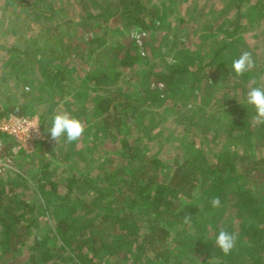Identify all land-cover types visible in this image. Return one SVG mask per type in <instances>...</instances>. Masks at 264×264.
Segmentation results:
<instances>
[{"label": "rangeland", "instance_id": "obj_1", "mask_svg": "<svg viewBox=\"0 0 264 264\" xmlns=\"http://www.w3.org/2000/svg\"><path fill=\"white\" fill-rule=\"evenodd\" d=\"M227 1L142 0L148 9L147 19H153L150 31H140L142 35L137 44L143 41L146 44L142 59L133 69L123 71L116 84L95 87L84 78V72L96 68L94 53L90 49L100 45L102 37L100 50L113 46L121 32L119 19L108 17L113 12L115 0H0V139L6 154L13 155L10 169L0 174V185L7 190L19 187L17 191L36 206L34 215L41 217L32 227L30 239L23 248L20 259L23 264L35 236L45 233L48 218L40 215L46 212L47 206L60 200L65 205H73V201L78 199L81 203L77 205V216L85 218L83 204L89 198V190L78 183L70 191L68 184L72 177L89 172V178L103 186L100 177L103 170L117 165L107 163V155L120 149L123 139L141 144L137 159L151 153L171 167L190 160L203 162L202 155L208 162H213L221 154L230 159L228 161H233L236 152H244L255 160L264 158V124H255V109L247 104L250 88L264 86L263 82L260 83L264 80L261 79L264 77V6L259 8L255 19L247 17L246 7L238 13L232 10L227 14L229 20L235 16L241 20L242 17L238 30L242 40L238 43L237 57L249 51L256 65L246 73L254 85L245 84L237 91L235 86L241 77L231 73L235 56L230 55L232 60L214 59L216 49L223 46L219 40L223 35L216 29L212 35L209 33L212 25L219 27L222 23L223 19L216 22L219 15L216 20L214 15L227 5ZM231 4L236 9L235 1ZM157 13L159 20H155ZM235 13L237 15L234 16ZM137 29L133 28L131 33ZM44 49L57 51L59 58L53 66L66 75V85L57 93L44 85L41 69L46 61L39 58ZM191 52L205 54L203 63L212 61V66L206 71L211 81L201 80L192 74L197 67V59ZM186 55L189 56L191 74L181 89L177 93L172 90L165 93L166 100L162 105L151 107L145 102L144 108L132 117L138 106L133 99L140 85L164 90L158 84L159 76L169 73L170 67L185 62ZM103 97H110L115 105H121L117 112L126 110L124 112L128 116L119 129L107 131L103 121L95 119L93 110ZM13 105L22 107L24 115L20 118L34 119L40 127L41 140L36 142L32 154L24 150L14 154L15 147L19 145L17 138L4 130L6 124L3 120L11 115L9 110ZM65 111L83 121L86 132L78 142L67 143L62 139L59 144H54L45 129L51 127L54 113ZM181 115L188 121L180 119ZM213 115L220 125L208 120ZM236 120L241 123L234 128L231 125ZM248 131H251V140L244 137ZM41 142L49 144V147L39 154L38 144ZM231 144L235 145L234 150ZM50 175H53L51 181L59 185L58 193L49 192L41 197L36 188L38 179H47ZM253 182L254 189L258 191L263 178L257 175ZM205 232L211 242L207 240L203 244L210 247L211 243L215 244L216 234L210 225ZM53 242L50 240L51 244ZM209 253L210 248H205L200 260L206 261ZM63 255L67 256L68 252ZM108 263L110 261L104 262Z\"/></svg>", "mask_w": 264, "mask_h": 264}, {"label": "trees", "instance_id": "obj_2", "mask_svg": "<svg viewBox=\"0 0 264 264\" xmlns=\"http://www.w3.org/2000/svg\"><path fill=\"white\" fill-rule=\"evenodd\" d=\"M233 1L236 9L232 7ZM226 4L214 15L215 20L219 15L216 22L223 19L222 23L209 29L211 35L214 29L223 35L219 39L223 46L218 47L214 54L216 60L231 59L230 55L238 58V43L242 40L238 30L242 17L240 20L235 15L246 7L247 17L255 19L259 8L264 6V0H228ZM147 10L142 0H115L113 12L108 17L119 19L121 32L113 46L100 50L102 37L100 45L90 49L96 65L94 70L84 72V78L90 85L112 86L120 81L123 71L137 66L146 44L143 41L138 45L129 34L133 28L145 32L153 28V19H147ZM232 10L237 13L229 20L227 14ZM158 14L155 20H159ZM16 54L19 55V51ZM190 54L197 59V67L192 74L201 80L211 81L206 71L212 66V61L203 63V53ZM57 57V51L53 49H44L39 56L46 61L41 69L44 85L53 93L63 90L66 85L64 71L53 66ZM188 60L186 55L185 62L170 67L169 73L159 76L158 84L164 90L140 85L133 99L138 106L132 117L144 108L145 102L151 107L162 105L167 92L177 93L181 89L191 74ZM262 82L264 84V80ZM251 83L252 78L245 74L235 89L238 91ZM119 107L121 105H115L110 97L100 98L93 110L95 119L102 120L107 131L119 129L128 116L124 112L126 110L117 112ZM9 112L16 117L24 115L18 105L10 107ZM210 118L208 120L220 125L214 115ZM180 119L188 121L183 115ZM240 123L236 120L231 126L235 128ZM251 135L248 131L244 137L251 140ZM121 145L120 149L107 155V163L117 165L103 170V175H100L103 186L92 181L89 172L72 177L68 184L70 191L78 183L88 188L89 198L83 204L85 218L77 216V205L81 203L78 199L73 201V205H65L62 200L48 204L46 212L40 215L48 218L45 233L35 236L24 264H104L107 261L111 264H264V158L255 160L244 152H236L233 161H228L230 159L221 154L213 162H208L202 155L203 162L190 160L171 167L151 153L137 159L141 144L123 139ZM48 147L45 142L39 143V154ZM231 147L234 150L235 145L231 144ZM257 175L263 178L258 191L253 187ZM50 176L38 179L36 188L41 197L49 192L58 193L59 185L53 183V175ZM18 188L7 190L0 185V264L22 263L20 259L31 229L41 218L34 215L36 206L32 200L19 193ZM214 197L220 198L219 208L211 206L210 201ZM186 215L192 216L191 225L183 223ZM208 225L216 235L223 229L238 237L231 255L224 256L215 244L211 243L210 247L203 244L207 240L211 242L205 236ZM50 240L54 242L51 244ZM203 248H210L206 261L200 260ZM66 251L68 255L64 256Z\"/></svg>", "mask_w": 264, "mask_h": 264}, {"label": "clouds", "instance_id": "obj_3", "mask_svg": "<svg viewBox=\"0 0 264 264\" xmlns=\"http://www.w3.org/2000/svg\"><path fill=\"white\" fill-rule=\"evenodd\" d=\"M142 33L139 29L132 31L131 38L140 42ZM146 35V34H144ZM255 60L252 53L244 51L241 55L233 60L231 73H235L237 77H243L246 73L251 72L255 68ZM261 79H264L262 77ZM247 104L251 105L255 109V116L253 120L255 124H264V86L252 87L247 93ZM32 130L37 135H40V127L33 126ZM45 132L49 135V139L54 144H59L62 139L67 143H75L81 140L86 132V126L83 121L71 116L68 112H56L52 116L51 127L45 129ZM213 208H219L221 201L219 197H214L210 201ZM192 216L186 215L183 219V223L191 225ZM238 237L221 229L215 237V246L219 248L224 256H229L233 253L237 246Z\"/></svg>", "mask_w": 264, "mask_h": 264}, {"label": "built area", "instance_id": "obj_4", "mask_svg": "<svg viewBox=\"0 0 264 264\" xmlns=\"http://www.w3.org/2000/svg\"><path fill=\"white\" fill-rule=\"evenodd\" d=\"M3 121L6 124L4 130H7L12 136L17 138L19 145L15 147L14 154H18L19 150H24L27 154L35 152V144L38 140H41V135H37L32 130L33 126L38 127L34 119L31 120L10 115ZM4 148L3 140L0 139V174L6 173L10 169V163L13 158L12 153L6 154Z\"/></svg>", "mask_w": 264, "mask_h": 264}]
</instances>
